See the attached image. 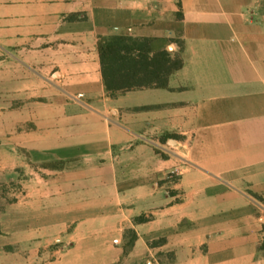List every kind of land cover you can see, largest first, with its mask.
Masks as SVG:
<instances>
[{
	"label": "crops",
	"instance_id": "1",
	"mask_svg": "<svg viewBox=\"0 0 264 264\" xmlns=\"http://www.w3.org/2000/svg\"><path fill=\"white\" fill-rule=\"evenodd\" d=\"M110 35L183 64L110 92ZM23 155L11 237L46 264H264V0H0V156Z\"/></svg>",
	"mask_w": 264,
	"mask_h": 264
},
{
	"label": "trees",
	"instance_id": "2",
	"mask_svg": "<svg viewBox=\"0 0 264 264\" xmlns=\"http://www.w3.org/2000/svg\"><path fill=\"white\" fill-rule=\"evenodd\" d=\"M98 51L103 80L110 92L150 85L166 87L168 75L183 64L180 56L172 58L166 51L152 52L147 39L125 35L100 36ZM67 162L69 160L44 162L41 167L62 168ZM148 219L140 214L134 217V222ZM134 238L135 233L130 231L129 245Z\"/></svg>",
	"mask_w": 264,
	"mask_h": 264
},
{
	"label": "rangeland",
	"instance_id": "3",
	"mask_svg": "<svg viewBox=\"0 0 264 264\" xmlns=\"http://www.w3.org/2000/svg\"><path fill=\"white\" fill-rule=\"evenodd\" d=\"M22 164L18 165L12 171V160L14 156H0V264H46L56 253L49 252L43 256L42 249L39 252L32 251L31 239L37 241L38 237L24 236L23 242H15L11 233L16 231L12 221V203H19V207L25 202L27 179L32 175L28 173L30 165L28 156L23 155ZM17 159V157H16ZM16 206V204H15ZM17 221V220H16ZM21 222L26 227L27 219L18 220V226L21 230ZM13 223V224H12ZM61 242L54 244L58 246ZM58 253V252H57ZM119 264H123L121 261ZM139 264V263H137ZM143 264V263H140Z\"/></svg>",
	"mask_w": 264,
	"mask_h": 264
},
{
	"label": "built area",
	"instance_id": "4",
	"mask_svg": "<svg viewBox=\"0 0 264 264\" xmlns=\"http://www.w3.org/2000/svg\"><path fill=\"white\" fill-rule=\"evenodd\" d=\"M180 174V167H178V166H175L172 170H171V172H170V176H172V177H175V176H178Z\"/></svg>",
	"mask_w": 264,
	"mask_h": 264
}]
</instances>
